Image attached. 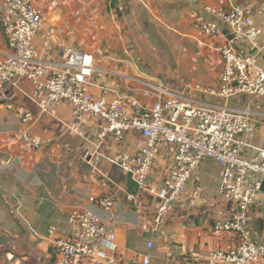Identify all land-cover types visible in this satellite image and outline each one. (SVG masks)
<instances>
[{
  "label": "crops",
  "instance_id": "crops-1",
  "mask_svg": "<svg viewBox=\"0 0 264 264\" xmlns=\"http://www.w3.org/2000/svg\"><path fill=\"white\" fill-rule=\"evenodd\" d=\"M32 1L42 9L47 0ZM134 1L112 0L109 10L111 13H129ZM139 1L142 8L157 15L178 17L176 26L190 30L192 39L204 53L207 52L210 58L216 56V67L219 68L221 56L217 47L231 37L225 27L222 35H203L200 24L212 18L205 12V6L243 8L261 29L258 45L253 47L244 38L232 41V44L247 54H255L264 70V0ZM7 12L0 0V55L9 50L2 26V18ZM43 16L45 19L44 12ZM60 26L62 23L56 18H47L33 39L40 58L58 65L63 62L58 54L62 45L80 48L70 43L67 31ZM201 62L205 63V68L210 63L208 59ZM110 70L111 66L101 67V72L94 74L91 88L95 95L100 94L101 87H109L124 96L128 110L135 102L145 105L153 102L142 95V81L125 75L123 71L119 74L125 76L113 74ZM215 79L213 85L199 84L217 86L218 80ZM34 89L32 82L21 78L0 89V264H60L48 229L55 227L58 235L69 236L68 219L75 208L90 209L114 232L116 264H141L144 253L149 254V264H219L209 259V252L228 250L237 245L239 235L236 232L214 229V223L229 217L236 206L231 198L218 193L221 169L212 159L202 161L186 193L172 202L161 226L155 231L150 230L145 221L155 210L154 197L138 191L135 182L108 160L120 151L138 150L143 144L141 135L132 131L119 141L111 136L99 139L97 134L102 125L99 119L89 113L74 114L70 103L65 101L42 113L32 99ZM192 94L205 103L233 110L248 109L253 131L246 138L243 155L251 160L264 161V154L258 149L264 145V96L237 94L223 100ZM26 111L31 113V118L23 123L21 118ZM22 131L38 139L39 148L24 146L19 141ZM173 152V145H160L150 182L161 177L171 165ZM258 177L252 173L248 180ZM209 179L215 183L212 193L207 192L211 189ZM130 193L137 195L136 203L127 199ZM103 197L112 199L110 210L99 205L98 199ZM257 202L248 210L246 227L253 237L264 240V190L258 192ZM148 241L151 242L150 248H147Z\"/></svg>",
  "mask_w": 264,
  "mask_h": 264
},
{
  "label": "built area",
  "instance_id": "built-area-1",
  "mask_svg": "<svg viewBox=\"0 0 264 264\" xmlns=\"http://www.w3.org/2000/svg\"><path fill=\"white\" fill-rule=\"evenodd\" d=\"M7 14L2 18L8 51L0 55V89L13 84L16 79L33 83L32 99L42 113L62 102H69L73 113H89L102 122L97 134L99 139L111 136L119 141L128 132H138L142 146L134 151H120L108 158L126 173L136 184L138 191L155 199V210L146 218L150 230H157L169 214L172 202L183 196L193 180L198 165L210 158L221 168L218 193L233 200L235 212L214 223L216 231H234L239 242L228 250H213L209 259L219 264H264V240L255 238L246 227L248 210L257 205V194L264 178V161L246 158L243 150L246 138L253 131L248 109L233 110L219 104L205 103L192 93L213 98L227 99L237 94L264 96V70L255 54L237 49L232 41L244 38L257 47L261 29L252 17L239 6L224 9L222 6H205L212 17L200 24L203 35L213 37L224 34L230 39L217 47L221 67L217 73V86L199 83H183L181 88L144 82L142 95L152 103L135 102L126 109L124 96L101 87L100 94L92 91V79L101 71L93 55L73 45H62L58 54L63 62L43 61L33 45V39L41 27L42 9L32 0H2ZM55 6V1L51 2ZM109 72L119 74V63ZM124 76V75H123ZM31 113H23L26 123ZM82 133L79 132V135ZM19 141L26 147L37 149L38 139L22 131ZM162 143L174 146L171 165L164 174L150 182L149 177ZM264 154V145L258 148ZM259 175L248 180L249 174ZM263 177V178H262ZM127 199L137 202V195L130 193ZM104 210H110V197L98 199ZM71 233L64 237L57 229H48V236L60 264H116L117 244L114 232L88 208H75L70 212ZM151 242H147V248ZM141 264H149V254L141 255Z\"/></svg>",
  "mask_w": 264,
  "mask_h": 264
},
{
  "label": "rangeland",
  "instance_id": "rangeland-1",
  "mask_svg": "<svg viewBox=\"0 0 264 264\" xmlns=\"http://www.w3.org/2000/svg\"><path fill=\"white\" fill-rule=\"evenodd\" d=\"M109 8L112 0H47L42 7L45 19L54 17L61 22L70 43L90 52L100 69L112 68L117 58L122 60L119 72L143 83L173 88H181L183 83H215L220 69L216 56L210 58L192 39L190 30L176 26L178 17L157 15L142 8L139 0L132 8L129 5V13H111ZM205 59L210 61L206 68L201 62ZM207 181L211 188L207 192L212 193L214 180Z\"/></svg>",
  "mask_w": 264,
  "mask_h": 264
},
{
  "label": "water",
  "instance_id": "water-1",
  "mask_svg": "<svg viewBox=\"0 0 264 264\" xmlns=\"http://www.w3.org/2000/svg\"><path fill=\"white\" fill-rule=\"evenodd\" d=\"M260 189H261V190H264V180L261 181V183H260Z\"/></svg>",
  "mask_w": 264,
  "mask_h": 264
},
{
  "label": "bare ground",
  "instance_id": "bare-ground-1",
  "mask_svg": "<svg viewBox=\"0 0 264 264\" xmlns=\"http://www.w3.org/2000/svg\"><path fill=\"white\" fill-rule=\"evenodd\" d=\"M255 177V176H254Z\"/></svg>",
  "mask_w": 264,
  "mask_h": 264
}]
</instances>
